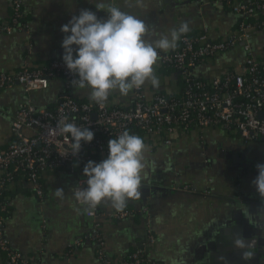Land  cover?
<instances>
[{"label":"crops","instance_id":"1","mask_svg":"<svg viewBox=\"0 0 264 264\" xmlns=\"http://www.w3.org/2000/svg\"><path fill=\"white\" fill-rule=\"evenodd\" d=\"M10 2L0 0V22L8 19ZM95 2L23 0L26 29L0 34V72H18L24 64L41 67L61 58L64 34L60 28L72 15L89 9L98 17H106V13L96 11ZM114 3L144 20L150 32L161 34L186 21L189 33L206 30L210 39H219L232 31L239 20V15L212 0H141L140 3L114 0ZM250 43L264 61V32H255ZM243 60L244 50L238 45L199 63L193 72L202 78H212L230 68L239 70ZM155 74L160 80L158 88L149 83L142 86L148 97L179 90L181 83L175 69L163 65L160 59ZM65 93L90 100L87 89L68 88L60 77L49 79L46 88L29 93L20 84L1 89L0 151L11 138L10 124L18 103L29 96L35 105L49 106ZM131 100L132 92L127 96L115 92L107 101L125 105ZM145 143L150 146L147 155L156 161V168L144 182L155 183L158 188L154 193H145L140 188L141 198L129 201L125 208L132 210L129 216L121 220L103 219L105 254L113 259L126 257L144 239L148 222L156 241L145 246L147 264H171L172 259L183 260L184 264H204L233 230L255 241L248 251L259 255L251 258L250 264H264V212L258 211L260 200L250 186L258 174L255 165L264 163V141H244L232 128L207 126L176 131L170 144L157 140ZM106 157H95L94 161L98 163ZM73 167L77 166L73 164ZM76 179V173L66 168L44 171L42 198L32 192L24 177L9 185L3 230L14 250L37 258L42 264H103L96 257L93 242L82 241L72 246L75 239L87 235L92 227L85 211H78L79 205L73 199ZM173 185H187L190 189L174 190ZM57 188L63 189V199L53 196L52 191ZM98 208L105 213L114 211L106 204Z\"/></svg>","mask_w":264,"mask_h":264},{"label":"built area","instance_id":"2","mask_svg":"<svg viewBox=\"0 0 264 264\" xmlns=\"http://www.w3.org/2000/svg\"><path fill=\"white\" fill-rule=\"evenodd\" d=\"M239 15L235 28L219 39H210L206 30L183 35L175 50L162 54L160 63L171 66L178 74L181 86L174 94L156 93L148 97L142 87L132 91V100L125 105L106 102L100 107L91 100H82L65 93L53 107L37 106L28 96L18 103L14 111L11 138L0 151V259L2 264H42L10 246L3 224L7 211L9 185L24 177L32 192L43 196L42 174L46 170L66 168L75 172L78 184L85 187L83 167L95 157L107 156V142L123 130L164 144L171 143L176 131L195 127L219 126L234 129L244 141H264V61L254 51L250 39L255 32H264V0H212ZM23 0H11L8 19L0 22V34H11L26 29L23 20ZM244 50V60L239 70L230 68L212 78L194 74L195 67L235 46ZM60 77L65 85L75 77L68 72L61 58H55L41 67L24 64L18 72H0V90L20 84L29 93L48 86L49 79ZM64 117L94 133L90 143H82L75 157L71 151L70 137L58 131ZM69 153V154H68ZM73 164L77 167L74 169ZM172 189L190 188L187 185ZM76 202V201H75ZM77 203V202H76ZM132 213H105L98 206L85 212L91 220L90 232L75 239L73 247L82 241L95 244L96 257L103 264H147L145 246L156 241L150 224L145 226V236L126 257L109 258L105 254L103 219L121 220Z\"/></svg>","mask_w":264,"mask_h":264},{"label":"clouds","instance_id":"3","mask_svg":"<svg viewBox=\"0 0 264 264\" xmlns=\"http://www.w3.org/2000/svg\"><path fill=\"white\" fill-rule=\"evenodd\" d=\"M141 0H137L140 3ZM96 11L106 13L98 17L96 12L81 9L78 15L63 24L64 34L61 48L62 62L75 78L70 81L74 89H87L88 98L104 107L109 96L118 92L127 96L146 83L153 88L160 86L155 66L161 53L175 50L181 37L190 31L188 22L171 28L167 34L150 32L144 20L121 10L114 0H96ZM58 131L70 137L72 156L78 155L82 143H90L94 133L88 127L77 126L64 117ZM150 146L143 137L125 129L116 138L107 142V157L100 162L89 160L83 167L85 187L79 184L72 188L78 211L94 210L101 204L110 206L115 212L125 210L129 201L141 198L140 188L156 168V161L148 158ZM68 153V154H69ZM257 175L250 181L260 204L258 211L264 212V163L255 165ZM54 197L63 199L62 188L52 191ZM230 249L242 261L253 253L255 246L243 232L233 230L228 237ZM218 264H230L228 256L219 254ZM171 264H184L172 259Z\"/></svg>","mask_w":264,"mask_h":264},{"label":"water","instance_id":"4","mask_svg":"<svg viewBox=\"0 0 264 264\" xmlns=\"http://www.w3.org/2000/svg\"><path fill=\"white\" fill-rule=\"evenodd\" d=\"M141 188H142V191L145 193H149V192L154 193L156 191L155 188H158V185L155 183L144 182V185H142ZM251 253H253V255L250 257V259L248 258L247 260L242 261L241 258L237 254H235V251L230 249L229 240L227 239V241L224 242L220 248H217L215 250L213 256H210V258L208 260H205L204 261L205 263L204 262L203 263L204 264H218L217 256L219 254H224L228 256L230 260V264H250L252 263L251 258L253 257L255 258L256 255H259L256 251H251Z\"/></svg>","mask_w":264,"mask_h":264},{"label":"trees","instance_id":"5","mask_svg":"<svg viewBox=\"0 0 264 264\" xmlns=\"http://www.w3.org/2000/svg\"><path fill=\"white\" fill-rule=\"evenodd\" d=\"M24 21H25V19H23ZM54 106V104H52V105H49L48 107H53Z\"/></svg>","mask_w":264,"mask_h":264}]
</instances>
